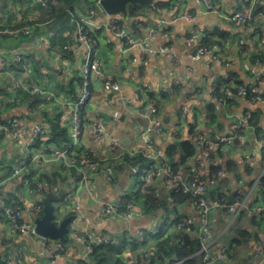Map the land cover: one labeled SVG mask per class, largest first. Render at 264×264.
Segmentation results:
<instances>
[{"label": "crops", "instance_id": "1", "mask_svg": "<svg viewBox=\"0 0 264 264\" xmlns=\"http://www.w3.org/2000/svg\"><path fill=\"white\" fill-rule=\"evenodd\" d=\"M95 1V7L84 6L71 17L54 20L45 17L36 0H0V27L18 26L27 30L26 34L17 38L0 37V57L6 52L17 51L23 54L29 65L24 70L21 64H16L11 59L9 65L0 72V92H6L0 96V124L9 125L16 121L21 128L19 139L9 132H0V198L11 202L19 201L24 221L35 225L33 209L49 195V190H46V195L33 191L26 184L30 180L28 175L36 180L42 175L57 173L64 181L61 183V179H58L56 195L65 192L57 204L63 208L66 196L73 195L70 204L65 203L64 209L58 211L60 217L57 222L69 218L70 207L76 205L79 207L78 235L89 234L94 242L105 245H121L123 239L127 238L129 243L115 257L116 264H141L145 256L155 251L160 240L179 231L175 223L178 215L183 220L192 218L195 225L189 233H197L200 237L199 229L196 228L197 224L199 228L201 226L200 212L189 201L175 204L173 188L166 186L163 180L154 178L149 183L145 182L142 177L147 170H151L147 166L139 171V168L131 164H124L114 170L112 181L101 171L92 174L89 181H85L77 170L69 168L63 162L51 160L49 147H59L53 142H47L49 135L38 140L32 149L26 148V143L32 139L35 125L42 124L49 130L47 119L59 118L70 138L72 103L76 100L80 86L75 79H80V67L89 54L87 46L77 39L75 22L87 17L89 30L92 31V27L106 26L110 19ZM206 1L219 6L224 15H229L238 8L234 0ZM158 2L161 4H157ZM259 4L264 9V0H260ZM205 11V6L197 4L196 0H153V5L145 6L142 16H117L120 25L137 43L146 40L149 32H156V37L147 39L144 47L124 46L122 40L105 29L96 34L98 43L92 59L99 62L105 74L111 75L118 82L120 91L106 89L100 76L93 74L90 101L82 113L83 134L75 146V152L89 148L95 151L99 159L111 162L116 155L123 153L117 149V154L111 148V141H115L127 154H142L153 160L156 168L163 164L168 166L163 163L164 151L171 143L178 141L175 138L177 135L182 140H189L193 136L190 133L193 129L206 140L228 136L234 121L247 116L251 120L258 113L262 130L260 137H257L248 123L249 127L243 130L242 137L235 140L232 146H223L222 155L214 157L223 173V179L228 180V188H222L223 193L230 203H234L235 197L231 201L230 196L234 195L237 187L242 185L248 193L259 176L264 174L260 152L264 149V99L254 103L250 96H239L236 88L257 84L264 97V82L256 83L253 78L254 73L263 69L264 10L256 16L252 15L250 24L246 26H238ZM181 14L192 15V20L181 19ZM161 21H164L166 28L161 25ZM211 32H223L226 35L220 39L216 37L214 42L221 58L229 63L228 66L213 64L207 67L203 58H190L204 44L205 35ZM190 39L194 41L189 42ZM67 44L74 48L67 52L66 57L64 46ZM162 47H167L168 51L159 52ZM62 50L65 52H61ZM212 79L216 80V89H220L218 91L228 110V117L223 107L210 97ZM17 81L23 82L22 88H15ZM32 85H38L46 91L51 90L56 96L55 100L47 101L44 96L34 95L40 99L38 113H32L26 103L15 102V91L31 93ZM136 94L140 96L139 101L135 100ZM10 105L13 107H9ZM150 105L157 109L155 116L148 112ZM211 105L215 107V120L211 118ZM183 109L185 113L182 112ZM100 113L105 114L108 121L101 118ZM155 119L163 125L164 134L161 136L151 130ZM98 120L105 126L102 142L97 141L93 132V123ZM39 141L41 146L38 145ZM253 153V160L249 164L245 163L246 157ZM39 154L45 157L43 161L36 158ZM199 157L198 150L187 167L179 171L178 175L183 181H190L191 169ZM24 159L28 163L23 174L13 178V168ZM210 166L214 165L205 164L198 171L206 178ZM234 170L237 171V179ZM136 172L142 176H137ZM148 188H153L154 195L168 203V211L161 209L148 212L141 201L136 204L134 214L129 219L116 215L108 218L102 216V209L106 204L139 189L144 193ZM227 189L231 192L227 193ZM257 191L258 188H255L252 193L257 194ZM206 195L209 200L207 193ZM253 215L255 213L248 211L229 214L219 208H212L207 216L213 234L210 243L212 252L217 254L221 248H226L229 264H258L260 259L254 256V252L257 248L264 250V222L261 226L257 225L253 221ZM161 229L164 230L163 235L154 237ZM141 230L150 237L145 245L139 243L141 245L133 247L131 242L138 240L137 234ZM239 230L247 231L250 237L240 245L231 247L230 244L238 238ZM67 232L68 238L63 242V250L57 253L53 264L90 262L91 258L86 256V247L81 239L69 234L68 229ZM226 237L229 239L225 240ZM54 244L51 240L45 241L18 232L7 219L0 217V264L5 261L11 264H51V252L48 248ZM203 258L204 254L201 253L199 263L203 262Z\"/></svg>", "mask_w": 264, "mask_h": 264}, {"label": "built area", "instance_id": "2", "mask_svg": "<svg viewBox=\"0 0 264 264\" xmlns=\"http://www.w3.org/2000/svg\"><path fill=\"white\" fill-rule=\"evenodd\" d=\"M99 1L97 0V6L99 8ZM238 8L230 13L229 15H224L222 12H220L219 6L212 4L211 2H207L206 0H196L197 4L204 5L206 8L205 13H212L216 14L218 17H222L226 21L230 23H234L238 26H246L249 24L251 16L255 10V7L259 3V0H249L248 2L244 0H234ZM38 4H40L43 7H46L49 3V0H36ZM110 18L108 20V23L106 26H95L92 27V31L89 30L88 27V18L83 17L80 20H76V34L77 39L79 43L82 45L87 46L88 48V57L87 59L82 63L79 75L82 78V82L79 86L78 93L76 100L72 103L73 111H72V117L70 126L72 127V133L70 135V141L69 143L65 144L63 148H55L54 146L49 147L51 160L55 162H63L65 165H67L69 168H74L77 170L81 176L83 177V180L89 181L92 174H95L96 172L101 171L102 173H105L108 180L113 179L114 177V170L117 167L124 165V159L123 155L127 154L123 151V148L119 147V144L115 141H111L110 145L112 149H118L121 150V152L116 158L108 162L106 164H102L100 161L92 160L91 158H98L95 151L89 148L82 149L77 156L76 154L79 152H75V146L80 141V138L83 134V120H82V113L87 108L90 97H91V77L94 75L100 76L103 85L106 89L110 91L118 92L120 91V85L118 82L114 81L112 76L109 74H105L103 72L102 67L100 66L99 62L97 60H93L92 57L96 54L97 48V38L96 34L99 31L102 30H108L109 32L113 33L117 38L122 40L124 46L127 47H144L146 45L147 39H154L156 37V32L151 31L149 32V36L146 40L137 43L135 39L130 35V33L123 28L117 16H109ZM181 19H185L188 21L192 20V15H179ZM161 25L166 28V24L164 21H161ZM27 30L24 27H0V37H11V38H17L18 36L22 34H26ZM166 37V34H164ZM193 39H190L189 42H193ZM242 44V43H241ZM74 46L67 44L64 46V50L66 52H71L73 50ZM168 51L167 47H162L159 49V52H166ZM191 59L196 58H203L206 61V66L211 67L213 64H219V65H226L228 66L229 63H225L224 60L221 58L219 53V48L216 44L212 46H206V45H200L197 52L190 56ZM16 64H21L23 66L24 70H27L29 68V65L27 62H25L23 54L17 51L12 52H6L0 57V72L3 71L11 62ZM262 70L259 72H256L253 74V78L255 82L257 83H263L264 82V62L261 63ZM217 83L215 79H212L211 87L209 90L210 97L213 99V101L220 104L225 113L228 117L227 108L224 105V100L217 94L216 89ZM23 87L22 81L15 82V88L20 89ZM30 92L33 95H39L44 96V98L47 101H53L56 99V96L54 92L43 90L38 85H32L30 88ZM237 94L239 96H250L252 102H262L264 97L262 93L259 91L257 84H252L248 86H238L237 87ZM135 100H140L139 94L135 95ZM148 112L151 115L157 114V109L155 106L150 105L148 107ZM183 113H185V110H182ZM250 120V116H247L244 119L234 121L231 124V132L232 134L228 136H219L210 140H206L202 137H198L194 140V144L197 147V149L200 152V157L198 160H196L194 167L191 169V179L190 181H183L182 178L179 175H173L169 167L166 164L161 165L160 167L156 168L155 170L149 171L144 175V181L149 183L152 179H160L163 180L164 184L168 187H172L174 191L176 192H182L184 194H192L194 197H197L196 199L190 200V204L200 212L202 216V222L201 226L199 228V234L200 239L202 243V249L201 252L204 254L203 262L205 264H214L216 260L223 261V264H229L228 258H227V249L221 248L217 254H214L212 252L210 243L213 239L212 230L210 228L209 221L207 220L208 214L211 212L212 208H219L223 210L226 213H234L238 214L243 211H248L250 213L255 214H263L264 215V202H260L259 197L257 194L252 193L253 190L256 188H259L260 186V177L255 182L254 186L251 188V191L246 193V191L243 189L242 185L237 187L234 192V203H230L228 200H225L221 198L220 200H213L208 201L204 195H206L207 187H213L215 188L220 181L223 180V173L222 171H218L215 173L211 178H209L208 181H202L201 180V174L198 171L203 168L205 164H213L215 167L218 166L215 162V160L211 157V151L216 150L219 148V146H232L234 144L235 140H238L242 137V134L239 132L247 129L248 123ZM151 130L156 133L157 135L161 136L164 134V128L162 123L155 119L152 122V128ZM0 132H9L14 138L19 139L21 137V128L19 126V123L16 121H13L9 123V125H3L0 124ZM93 132L97 139V141L102 142L105 136V126L104 123L100 120L93 123ZM178 134V133H176ZM49 135V130L46 126L42 124H37L33 127V134L31 141L26 143L27 149H32L33 145L37 142V140L47 137ZM263 146L262 144H260ZM254 153L250 156L246 157L245 163L249 164L250 161L254 158ZM132 156V154L130 155ZM36 158H39L41 161L44 160V156L39 154L36 155ZM27 160L24 159L21 162H19L15 167L13 168L12 177L16 178L23 174L24 169L26 167ZM26 184L29 185V182L26 181ZM45 188V185L42 183H39L37 185L36 192L40 195H42L43 189ZM49 190V194L56 195L58 192V188L55 185H51L47 188ZM256 191V190H255ZM73 195H68L64 199L63 208L65 207V203L70 204V201H72ZM135 204L132 200H128L124 198L123 196L118 197L114 202L106 204L102 209V216L105 218H108L110 216L116 215L120 216L124 219H129L133 216L135 211ZM70 222L68 224V231L69 234L75 235L78 238L81 239L82 243L86 247V256L90 259L92 253H93V247L96 246V242H94L93 237L89 234L85 235H78L77 230V217L79 212V207L74 205L70 207ZM43 213V208L41 206H35L33 209V214L35 217V220L37 218H40ZM0 215L1 217L8 220V222L17 230L18 232H21L23 234H29L34 237H38L40 239H43L45 241H48V239H44L40 237L36 231H35V225L29 224L28 222L24 221L23 216V209L21 204L18 202L15 205L7 204L6 200H3L0 198ZM194 221L192 218H186L180 223L176 225V227L179 230H184L187 232L192 231L194 227ZM145 231H139L137 234V239L139 243H143L146 240ZM263 238H264V232H263ZM55 244L53 246L50 245L48 248L51 252V258L50 263L53 264V260L55 256H57L58 252H61L63 250L64 244L61 241H53ZM108 243V242H104ZM255 257H259L260 261L258 264H264V250L262 248H257L254 252ZM5 264H11V262L5 261ZM70 264H79V263H70Z\"/></svg>", "mask_w": 264, "mask_h": 264}, {"label": "trees", "instance_id": "3", "mask_svg": "<svg viewBox=\"0 0 264 264\" xmlns=\"http://www.w3.org/2000/svg\"><path fill=\"white\" fill-rule=\"evenodd\" d=\"M94 4H96V1L94 0H49V3L46 7H43V6H40V7L43 9L45 17L53 18L54 20H61L65 17H69L70 15H73L74 13L79 11V9H82L84 6L95 7ZM157 4H161V3L158 2ZM258 4L255 7V10L252 14L253 16L258 15L259 12L264 10L260 6V4L259 5ZM144 8L145 6L129 5L127 8V17L136 18L138 16L144 15L143 14ZM15 27H18V26H15ZM225 36L226 35L223 32L207 33L205 35L204 45L210 47L215 44L214 39L216 37L220 39ZM61 52L64 53L65 51L62 50ZM64 54L66 57L68 56L67 52ZM75 81L81 84L82 78L80 77V79H75ZM218 90L220 91V89L217 88V94L220 97H222ZM5 94L6 92L5 93L0 92V96H3ZM15 94H16L15 102L21 101L23 103H26L32 113L39 112L38 106L40 103V99L38 96H34L33 94L24 92L23 90H16ZM0 105H1V102H0ZM9 107H13V105H10ZM210 112H211V118L215 120L214 105L210 106ZM249 124L253 127L257 137L259 138L262 130L259 126V114L258 113H255L252 116L251 120L249 121ZM46 125H48L49 127V137L47 139V142H53L59 148H63L65 144L69 143L70 138L68 137L67 129L66 127L61 125L59 118H54V119L52 118L49 120L47 119ZM190 133L193 136L189 140L188 139L182 140L181 137L177 135V137L175 138L178 141L171 143L167 147V149L164 151L165 160L163 161V163L168 164L169 170L173 175H178L179 171L183 167H187V165L189 164V161L198 154V150L194 144V140L200 137L199 132L195 133L194 130L192 129ZM239 133L242 134L243 131ZM230 134H232V132H230ZM50 137L51 139H49ZM177 142H179V144ZM38 145L40 146L42 145L41 141H39ZM222 147L223 146H219L218 149L211 151V157L213 159L217 155L219 156L222 155ZM114 152L115 153L117 152L118 154L117 149H115ZM260 152H261L262 161L264 163V149H261ZM80 153L81 152L77 153L76 155L79 156ZM91 159L100 161L102 164L108 163V162H105L104 159H99V158H91ZM123 159H124V164H131L139 168V171H140V168L142 169L143 166H147L148 169H151V170H147V172L156 169L155 162L151 159H148V157L142 154H139L136 156L134 155L130 156L129 154H124ZM168 162H170V164ZM26 167H27V164H26ZM218 171H220V167L210 166L209 175L206 178L202 176L201 180L207 181L208 178H211ZM138 172H136L137 176L140 175ZM236 172L237 171L234 170L235 179H237L238 177ZM144 175L142 177L143 179H144ZM28 176L30 180H27V181L29 182V186L33 191L37 189V185L39 183H42L48 188L51 185L57 186L59 184L58 179H61V183H63L64 181V179H62L61 176L57 173L51 174V175H42L36 180L32 178V175H28ZM226 180L227 179L225 180L223 179L222 181H220L219 184L215 188L207 187L206 193L208 194V198H209L208 201L220 200L221 198L228 200L227 196L223 193V190H222V188H228L227 186L228 180L227 181ZM143 183L145 182L143 181ZM47 188L43 189L42 195L47 194V191H46ZM230 192L231 190L227 189V193H230ZM173 193L175 196V201H174L175 204L186 203L187 201L197 198V197H194L192 194H184L182 192H176L174 190H173ZM257 196L264 198V174L260 177V186L257 191ZM124 198L128 200H132L135 205L139 204L141 201L144 202L143 205L146 206V209L148 210V212L154 211V210H161V209L165 211L169 210L168 203L165 200H161L158 197H156L154 195L153 188H148V190H146V192L144 193H142L141 189H139L137 192L124 195ZM6 202L7 204H10V205H15L17 202L19 203V201L17 200L13 202L11 201H6ZM39 206L43 208V200L40 201ZM252 218H253V221L259 226H261V224L264 222L263 214H255L253 215ZM257 218H259V220ZM182 220H183V217L178 215L175 220V223L178 224ZM163 232L164 230L162 229L159 230L158 234L160 233L161 234L160 235L157 234L154 237L162 236ZM238 232H239L237 235L238 238H236L230 244L231 247L240 245L242 241L244 242L247 240V238L250 237V234L245 230H239ZM145 236H146L145 241L147 242L150 235H147V232H146ZM67 238H68V232L64 234L63 239L60 241L63 243L67 240ZM128 241L129 240L127 238H124L121 245L120 244L116 245L112 243L105 245L103 243H98L96 244V246L93 247V253L90 257L91 258L90 262L83 261V262H80L79 264H116L117 259H115V257L121 254V251L122 249H124V246L126 247L127 244L129 243ZM145 241L142 243V245H145L146 243ZM131 244L133 247H136V245L139 244V242L138 240H134L131 242ZM201 249H202V243L197 233L191 234L184 230H179L177 233L172 234L168 238L160 240L157 243L155 251L149 254L148 256H145L141 264H205L204 262L199 263V256L201 253H203L201 252ZM227 253H228V250H227ZM3 264L5 263L3 262Z\"/></svg>", "mask_w": 264, "mask_h": 264}, {"label": "water", "instance_id": "4", "mask_svg": "<svg viewBox=\"0 0 264 264\" xmlns=\"http://www.w3.org/2000/svg\"><path fill=\"white\" fill-rule=\"evenodd\" d=\"M129 5L151 6L153 0H100L99 9L109 16H127V8ZM99 116L106 121L108 118L105 114L100 113ZM179 144V142H177ZM170 164V162H168ZM65 192H60L58 195H47L43 200V213L40 218L35 220L36 233L51 241H60L63 239L64 234L67 232L70 218L63 219L59 224L55 223V209L54 202L61 200ZM207 197V195H204ZM234 195L230 196V200L233 201ZM199 229V224L196 225ZM229 239L228 237L225 240ZM216 264H223V261L216 260Z\"/></svg>", "mask_w": 264, "mask_h": 264}, {"label": "rangeland", "instance_id": "5", "mask_svg": "<svg viewBox=\"0 0 264 264\" xmlns=\"http://www.w3.org/2000/svg\"><path fill=\"white\" fill-rule=\"evenodd\" d=\"M95 1V0H94ZM140 176H142V175H140ZM259 197V199H260V201L261 202H264V198L263 197H260V196H258ZM54 203H56V204H54V209H55V223H57V224H59L58 222H57V220L59 219V217H60V213L58 212L60 209H64V208H62V206L60 205V204H57V202H54ZM61 210V211H62Z\"/></svg>", "mask_w": 264, "mask_h": 264}]
</instances>
